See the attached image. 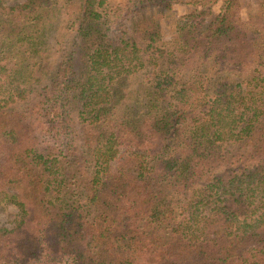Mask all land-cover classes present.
Returning <instances> with one entry per match:
<instances>
[{
  "label": "trees",
  "instance_id": "obj_1",
  "mask_svg": "<svg viewBox=\"0 0 264 264\" xmlns=\"http://www.w3.org/2000/svg\"><path fill=\"white\" fill-rule=\"evenodd\" d=\"M0 0V264H264V0Z\"/></svg>",
  "mask_w": 264,
  "mask_h": 264
},
{
  "label": "rangeland",
  "instance_id": "obj_2",
  "mask_svg": "<svg viewBox=\"0 0 264 264\" xmlns=\"http://www.w3.org/2000/svg\"><path fill=\"white\" fill-rule=\"evenodd\" d=\"M8 5H15L22 3L23 0H3ZM119 2L121 0H112ZM244 9L246 11L252 9L253 0H242ZM191 8L184 4H178L177 0H174L173 9L168 14L167 18L163 21V38L165 41H170L175 35V27L179 18L189 13ZM17 215V208L13 205L0 204V226L11 228Z\"/></svg>",
  "mask_w": 264,
  "mask_h": 264
}]
</instances>
